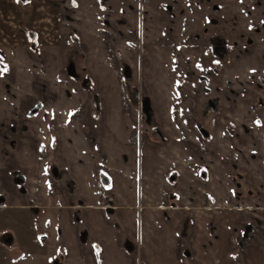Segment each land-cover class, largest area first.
Here are the masks:
<instances>
[{"label":"crops","instance_id":"crops-1","mask_svg":"<svg viewBox=\"0 0 264 264\" xmlns=\"http://www.w3.org/2000/svg\"><path fill=\"white\" fill-rule=\"evenodd\" d=\"M215 1L119 0L116 7L110 0L113 10L100 0L64 1L65 53L57 57L66 70L69 61L77 67L69 51H79L90 89L65 71V135L53 136L48 114L41 126L0 124V209L40 210L48 233L41 237L52 236L62 264H167L168 258L186 264V255L204 261L193 251L197 235L207 255L217 251L220 264H230V243H239L241 227L252 221L260 229L249 258L264 264V90L257 86L264 81V45L246 44L248 35L257 36L253 20L232 2L223 27L211 30ZM34 10L50 29L51 10ZM70 33L77 43L69 42ZM214 35L230 44L217 73L208 51ZM47 43L41 45L52 51L47 55L62 48ZM123 63L141 73L149 124L129 102ZM200 75L209 95L201 93ZM217 87L227 95L215 111L203 112ZM53 145H65V154L51 156ZM39 146L49 147L48 154L40 155ZM54 168L65 174L62 184ZM199 211L222 215L215 231Z\"/></svg>","mask_w":264,"mask_h":264},{"label":"rangeland","instance_id":"rangeland-1","mask_svg":"<svg viewBox=\"0 0 264 264\" xmlns=\"http://www.w3.org/2000/svg\"><path fill=\"white\" fill-rule=\"evenodd\" d=\"M64 1L28 0L17 3V0H0L1 125L10 123L14 126L19 124V122L27 121L24 123V125L26 124L25 126L36 123L41 126L44 117L48 114V116H54L53 125L49 126L52 129L53 136L57 132H62L65 135V120L63 121L62 117L65 113V88L67 89L68 87H65V62L60 66L61 61L57 57V52H60L61 56L65 53L63 48L64 44L61 43V39L64 36L62 35V30L65 28V12H68V10H65ZM109 1L100 0L103 8L113 10ZM71 2L75 6V2ZM118 2L119 0H114L116 7H118ZM231 2L237 4L238 7L240 6L239 13L241 15L244 16V11L246 10V13L251 17L253 23H257L256 25L251 24L253 29L261 23H264V0H217L211 3L210 9H208V14L210 13L212 16L209 20L211 22L209 25L211 30L214 29L218 32L220 26L223 27L222 19H225L230 14L231 11L228 5ZM168 6L171 5L169 4ZM34 8L39 12L42 11L44 14L45 10H51L48 11L46 16H49L48 18L52 21L50 29L46 27L47 22L39 18L40 13L36 12ZM68 14L66 13V15ZM62 26L64 27L61 29ZM47 30H53L55 36L48 34ZM262 33H264V28H262L261 32L257 33V36H260ZM32 34L33 38L31 36ZM165 36L167 37L168 35H163V37ZM44 40L49 42L46 44L49 46L51 43L58 41L62 48L58 50V45H56L57 49L53 51V54L47 55V52L51 53L52 51L41 49ZM21 46L25 47L26 49L24 50L27 52L21 51ZM69 56L77 63L78 73L82 77H85L82 67L78 65L80 63L81 53L77 50L76 52L70 50ZM129 66L133 71V81L131 84L137 87V89L142 90V76L140 75V71L133 68L132 65ZM202 85L210 86L209 82L202 83ZM217 89L218 91L215 94L219 95V98H221V95H227L225 89L219 87ZM67 90L70 91L69 89ZM89 91L94 99L92 88ZM129 102L133 107L137 108L138 106L140 107L141 99L140 102H137L131 98ZM41 111L46 112V114H41ZM35 115H38V117L34 118ZM32 118L34 119L29 122L28 119L30 120ZM227 125L229 132H231L230 128L232 124L228 123ZM51 147L53 148L52 152H50L51 156L62 155L63 152L65 154V145H53ZM47 149L45 146H39L38 152L43 156L48 154ZM62 176H65V174L59 177L61 184L65 181L63 178L61 182ZM39 212L40 210L36 209H28L26 211L0 209V221L2 223L6 221L4 225H0V264H62V251L55 246L53 241H50L53 239L52 236H49L48 242L41 237V235L48 237V233L43 230V227L47 223L41 220V217L37 216ZM199 213L198 218L202 219L206 217L213 220L211 229L215 231L216 223H219L222 215L218 212H213L212 215L210 213L206 215L204 211L203 213L199 211ZM14 220L17 221L18 225L9 224L10 221L14 222ZM208 228L210 227H206V230ZM259 229L260 225L255 221L241 227L238 235L239 243L238 241H234L229 245L230 258L228 261H230V264H255L249 258V255L252 254L253 241ZM198 230L199 232L202 230L201 226ZM214 236L216 237L215 234ZM205 241L200 235H197V238L195 237L192 241L193 251L195 250L194 252H196L197 249L199 255L201 257L204 256V261L212 260V264H220L222 260L220 261L218 254H216L217 251L213 252V254L209 252L208 255L207 252L205 253L207 251V249H204ZM186 257L189 260V263L186 264H205L202 259L196 261L187 255ZM168 260L169 262L167 264H178L174 259L168 258ZM142 262L144 263L145 261L142 259Z\"/></svg>","mask_w":264,"mask_h":264},{"label":"flooded vegetation","instance_id":"flooded-vegetation-1","mask_svg":"<svg viewBox=\"0 0 264 264\" xmlns=\"http://www.w3.org/2000/svg\"><path fill=\"white\" fill-rule=\"evenodd\" d=\"M21 2H25V1H22L20 0ZM213 23L216 24L215 21L212 20ZM264 26V23H261L260 26L256 27L254 29V33L257 35V33L261 32L262 28ZM215 31V30H214ZM216 32V31H215ZM32 38H33V34L31 35ZM245 42L247 45L249 46H252V45H255V44H263L264 45V37H257L255 35H248L246 38H245ZM229 48H230V44L229 42H227L223 37H220L218 35H214V36H211L210 39H209V45H208V51L209 53L213 54V59H212V63H213V67H212V70L214 73H217V71L219 70L218 68L221 66V63L224 62L225 60V56L228 55L229 53ZM123 64H127V63H123ZM123 64H122V67H123ZM128 65V64H127ZM76 66V65H75ZM121 67V68H122ZM127 70L126 71L128 74L130 72V77L131 79L126 81L124 76V80H125V83H126V87H127V97L130 101V97H132V93H134V89L137 87H135L134 85H132V81H133V71L131 69V67L128 65L127 67ZM76 71H77V67H76ZM78 73V71H77ZM79 74V73H78ZM122 74V73H121ZM84 79H86L85 77H82L80 74H79V81L82 82ZM199 81L201 83H208V79L205 75H200L199 76ZM131 84V86H130ZM87 86H88V82H87ZM257 86L261 89V90H264V81H263V78H259L257 80ZM202 93L206 94V95H209L210 92H211V87L208 86V85H202V89H201ZM143 97H147V96H143ZM142 95H141V91L138 89V96L137 95H133V99L140 102V99L143 98ZM148 98V97H147ZM262 102L261 101H258L257 104H261ZM220 104V98H219V95H214V96H211V97H208V99H206V101L203 103V112H209V111H215L218 106ZM140 109H141V113H142V105H141V102H140ZM142 117H143V120L144 122H146V117L143 115L142 113ZM147 123V122H146ZM150 123V122H149ZM148 123V124H149ZM201 125H197V127H200ZM202 127V126H201ZM203 128V127H202ZM205 129V128H203ZM199 130V129H198ZM206 130V129H205ZM207 131V130H206ZM200 132V131H199ZM208 132V131H207ZM202 135V134H201ZM203 136V135H202ZM204 137V136H203ZM209 137V136H208ZM53 173H56L54 174L55 176H57L58 178L61 177V175L58 173V170L57 168H54ZM19 184H20V181H19ZM3 204V199L2 197L0 198V205ZM245 236V235H244Z\"/></svg>","mask_w":264,"mask_h":264},{"label":"water","instance_id":"water-1","mask_svg":"<svg viewBox=\"0 0 264 264\" xmlns=\"http://www.w3.org/2000/svg\"><path fill=\"white\" fill-rule=\"evenodd\" d=\"M22 1H25V0H22ZM127 67L128 65L126 64H123V67L121 68V73L122 75L124 76L125 80L128 81L131 79L130 77V72L129 74L126 72L128 71L127 70ZM66 72H67V75H69L71 78L75 79V80H79V74L77 73L76 71V66H75V63L73 61H69L68 62V65L66 67ZM87 82L88 80L87 79H84L82 81V85L87 87ZM134 93H132V97L133 95H137L138 96V89H134ZM130 97V98H132ZM141 105H142V111L146 114L147 118H146V122L149 123L151 122V116H152V109H151V105H150V101H149V98L147 97H143L141 99ZM147 108H148V111H147ZM200 133L204 136V137H208L209 136V133L203 129L201 126L198 127ZM56 174V173H54ZM103 182H106V180L104 179Z\"/></svg>","mask_w":264,"mask_h":264},{"label":"trees","instance_id":"trees-1","mask_svg":"<svg viewBox=\"0 0 264 264\" xmlns=\"http://www.w3.org/2000/svg\"><path fill=\"white\" fill-rule=\"evenodd\" d=\"M69 42L71 43H77V36L74 33H70L69 34ZM89 80H88V88L90 89V85H89ZM148 111V108H147ZM143 115L147 118L146 114L142 111Z\"/></svg>","mask_w":264,"mask_h":264},{"label":"snow or ice","instance_id":"snow-or-ice-1","mask_svg":"<svg viewBox=\"0 0 264 264\" xmlns=\"http://www.w3.org/2000/svg\"><path fill=\"white\" fill-rule=\"evenodd\" d=\"M20 2V0H17V3H19Z\"/></svg>","mask_w":264,"mask_h":264}]
</instances>
